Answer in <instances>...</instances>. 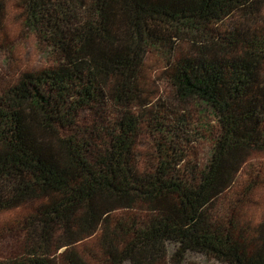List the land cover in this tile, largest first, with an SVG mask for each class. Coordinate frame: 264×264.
<instances>
[{
  "label": "trees",
  "instance_id": "1",
  "mask_svg": "<svg viewBox=\"0 0 264 264\" xmlns=\"http://www.w3.org/2000/svg\"><path fill=\"white\" fill-rule=\"evenodd\" d=\"M10 2L52 64L0 96V215L24 222L0 264H264V214L227 200L264 153V0H0L3 35ZM153 49L198 122L142 87Z\"/></svg>",
  "mask_w": 264,
  "mask_h": 264
},
{
  "label": "rangeland",
  "instance_id": "2",
  "mask_svg": "<svg viewBox=\"0 0 264 264\" xmlns=\"http://www.w3.org/2000/svg\"><path fill=\"white\" fill-rule=\"evenodd\" d=\"M19 10L13 2L8 6V17L5 35L0 34V96L9 86L15 83L19 74L25 70H33L51 65L44 42L27 29L19 20ZM228 25V22H227ZM45 47V48H44ZM158 50H151L145 55L142 87L152 100L162 101L179 113H186L192 123L200 119L201 107L194 101H184L175 96V91L164 79L163 70L166 57ZM177 98V101L176 99ZM146 151V148H142ZM207 143L196 141L187 147L188 159L205 164L208 154ZM255 188L250 195H244V188ZM244 197V198H243ZM243 199L247 204L244 210L251 216L259 218L264 214V153H254L244 167L236 189L227 200ZM21 210L0 215V260L12 259L23 249V226ZM165 264H173L166 262ZM183 264H221L208 260L202 255L190 254Z\"/></svg>",
  "mask_w": 264,
  "mask_h": 264
}]
</instances>
